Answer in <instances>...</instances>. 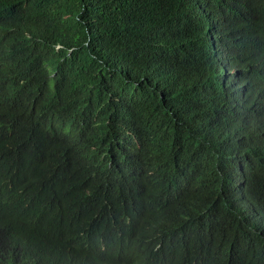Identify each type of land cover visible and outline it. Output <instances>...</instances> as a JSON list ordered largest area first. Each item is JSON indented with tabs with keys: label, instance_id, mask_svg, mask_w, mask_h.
<instances>
[{
	"label": "trees",
	"instance_id": "1",
	"mask_svg": "<svg viewBox=\"0 0 264 264\" xmlns=\"http://www.w3.org/2000/svg\"><path fill=\"white\" fill-rule=\"evenodd\" d=\"M210 4L0 0V13H13L21 31L29 34L17 50L0 57V80L21 70L25 83L15 90L18 100L34 101L46 119L55 114L72 118L77 156L90 148L108 152L102 175L95 176H102L106 186L94 193L97 199L83 222L71 227L72 246L64 240L66 234L52 237L60 245L59 263L107 260L101 239L122 203L141 192L150 157L157 156L183 162V169L196 177L195 194L186 204L189 228L198 240L210 236L212 244L232 241L236 250L251 254L244 264H264V231L251 229L236 204L239 186H234L236 180L250 184L247 191L264 197V152L254 151L255 142L243 139L241 127L228 123V104L216 99L212 104L209 94L187 87L214 78L207 64L195 67L203 58L198 50L204 46L202 28ZM218 93L228 97L220 89ZM7 142V136L0 135V150ZM114 149L123 154L109 165ZM126 172L133 175L126 181L127 192L120 187ZM56 185H49L51 197ZM13 204L0 198V264H33L25 246L17 256L19 243L14 253L1 244L6 236L20 239L33 232Z\"/></svg>",
	"mask_w": 264,
	"mask_h": 264
},
{
	"label": "clouds",
	"instance_id": "2",
	"mask_svg": "<svg viewBox=\"0 0 264 264\" xmlns=\"http://www.w3.org/2000/svg\"><path fill=\"white\" fill-rule=\"evenodd\" d=\"M210 7L202 28L204 46L198 50L203 58L195 67L207 64L214 78L187 87L209 94L212 104L215 99L228 104V123L240 126L242 138L254 141V151L263 153L264 0H211ZM27 35L13 13H0V57L17 50ZM24 83L21 70L0 80V135L8 140L0 150V198L14 202L17 216L24 218L33 232L20 239L6 236L1 244L14 253L19 243L17 256L25 246L33 264H61L56 258L60 245L52 237L66 234L64 240L72 246L71 227L83 222L97 199L94 193L106 186L102 176H95L102 175L108 152L90 148L77 156L72 150L76 122L57 114L46 119L34 101L18 100L15 90ZM219 89L228 97L221 98ZM122 154V149L112 150L109 165ZM182 163L150 157L145 185L139 194H129V203H122L114 224L101 239L107 260L96 264H244L251 256L244 248L236 250L232 241L212 244L210 236L198 240L189 228L191 214L186 201L195 194L196 177L184 170ZM132 176L130 172L122 176L120 187L125 192L130 188L126 181ZM55 181L59 185L51 197L49 185L54 186ZM236 185V204L251 229L262 233L264 197L247 191L250 184L240 185L236 180Z\"/></svg>",
	"mask_w": 264,
	"mask_h": 264
}]
</instances>
